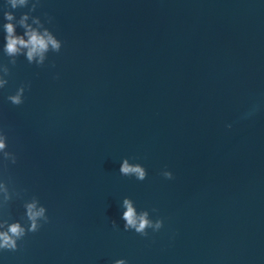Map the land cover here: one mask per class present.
<instances>
[{
	"label": "water",
	"instance_id": "95a60500",
	"mask_svg": "<svg viewBox=\"0 0 264 264\" xmlns=\"http://www.w3.org/2000/svg\"><path fill=\"white\" fill-rule=\"evenodd\" d=\"M42 13L59 52L40 65L0 52V128L15 154H0V217L22 220L35 198L48 223L4 264H264V3L38 0L31 15ZM122 157L144 181L119 174ZM125 196L162 228L123 231Z\"/></svg>",
	"mask_w": 264,
	"mask_h": 264
},
{
	"label": "clouds",
	"instance_id": "9594fccd",
	"mask_svg": "<svg viewBox=\"0 0 264 264\" xmlns=\"http://www.w3.org/2000/svg\"><path fill=\"white\" fill-rule=\"evenodd\" d=\"M261 2L264 3V0ZM37 4L38 0H31V3L30 0H5V10L2 13L3 22L0 23V30L3 32L0 52L11 58L9 63L14 64L16 57L23 56L29 64L35 62L36 65H40L45 61L46 53L61 50L62 41L57 38L50 27L46 26L52 25L53 18L48 13H42L44 17L42 22L40 17L31 15ZM25 7H28V11L21 13L17 18L14 15V10ZM17 26L22 29L21 32H17ZM51 67L54 68L55 65L53 64ZM7 76L8 68L0 65V89L7 85ZM56 78H58L57 74H53V79ZM26 90L27 86L21 84L13 93L8 94L5 100L14 106L21 105L24 102ZM225 128L230 129L231 124H226ZM7 149L8 137L0 128V154L15 163V154ZM118 172L121 176H130L136 181H144L147 176V171L141 163H130L127 157L120 159ZM160 175L166 180L173 178V173L167 168L162 169ZM0 193L3 194V200H8V191L3 182H0ZM22 208V220L10 221L8 218L0 217V253L15 252L18 248L17 242L26 233H35L43 224L48 223L45 207L39 205L35 198L23 203ZM120 209L119 220L123 222L122 230L125 232L132 231L141 237H147V229L158 232L163 226L161 218L158 217L153 221L149 218L146 210L137 211L134 201L127 196L121 200ZM111 225L115 229L116 221H111ZM0 264H4L3 257H0ZM112 264H128V261L118 258L114 259Z\"/></svg>",
	"mask_w": 264,
	"mask_h": 264
}]
</instances>
